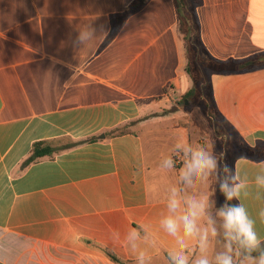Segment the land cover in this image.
I'll use <instances>...</instances> for the list:
<instances>
[{"label":"crops","instance_id":"0c3cea01","mask_svg":"<svg viewBox=\"0 0 264 264\" xmlns=\"http://www.w3.org/2000/svg\"><path fill=\"white\" fill-rule=\"evenodd\" d=\"M135 1L0 0V264H135L123 237L140 224L160 236L152 264H166L158 219L176 174L158 163L177 141L205 140L177 106L195 85L184 14L198 25L222 121L246 145L264 144V67L208 68L264 55V0H189L188 10L146 0L120 24ZM91 22L107 37L76 46ZM37 143L55 153L26 165ZM260 163L240 157L233 169L252 182ZM250 192L242 202L264 238V199Z\"/></svg>","mask_w":264,"mask_h":264},{"label":"clouds","instance_id":"9594fccd","mask_svg":"<svg viewBox=\"0 0 264 264\" xmlns=\"http://www.w3.org/2000/svg\"><path fill=\"white\" fill-rule=\"evenodd\" d=\"M77 31L73 43L78 47L108 35L103 25L94 27L92 22ZM221 159L210 144L177 141L159 161L162 172L176 174V183L161 198L164 210L158 219V229L171 238L162 249L166 264H264V238L242 202L253 185L255 199H264V163L250 182ZM213 182L224 198L219 206L208 191ZM258 218L264 224V208ZM114 237L119 239V234ZM123 239L135 264H152V252L161 248L158 231L145 224L130 228Z\"/></svg>","mask_w":264,"mask_h":264},{"label":"trees","instance_id":"16d2710c","mask_svg":"<svg viewBox=\"0 0 264 264\" xmlns=\"http://www.w3.org/2000/svg\"><path fill=\"white\" fill-rule=\"evenodd\" d=\"M146 0H137L135 1L124 14L119 16L120 24L123 23L134 11L139 9ZM179 8H183L188 10L191 7V1L189 0H178ZM191 5V6H190ZM181 26L183 32L186 34V38L188 41V67L187 72L192 77L195 82V85L192 89H190L185 95L184 100L188 99L191 104L198 105L202 104L205 108V113L212 119L215 123L220 119L222 121V116L219 113L218 109L214 105L213 96H212V87L209 85V82L206 81V67L205 66V59L202 56V53L198 46L197 39L194 37L198 33V25L195 22L192 15H183ZM192 37V38H191ZM264 67V55H258L248 61L245 62H237L235 60H230L226 62L220 61H213L208 65V68L212 70L216 74L222 73H237L243 72L248 70H254L258 68ZM210 71V72H212ZM224 123V122H223ZM128 131L127 128H123L120 130L121 134H125ZM216 131L221 136L225 133L221 132L218 126H216ZM232 133V132H231ZM233 135V134H232ZM227 136V135H226ZM234 136V135H233ZM236 137V136H235ZM231 140V146H233V152L231 158L234 161L237 158L245 157V158H253L257 160L264 159V144H259L255 147H250L246 145L243 141H239V139L228 137ZM54 148L51 146H46L44 143H37L34 145L33 153L31 157L26 161V165L30 164L31 162L35 161L38 158L53 155L55 153ZM233 161V163H234ZM232 163V164H233ZM233 168V165L232 167ZM115 261L119 264H126L120 259H117L115 256H111Z\"/></svg>","mask_w":264,"mask_h":264},{"label":"rangeland","instance_id":"374dc122","mask_svg":"<svg viewBox=\"0 0 264 264\" xmlns=\"http://www.w3.org/2000/svg\"><path fill=\"white\" fill-rule=\"evenodd\" d=\"M207 71V70H206ZM208 75V73H207ZM207 77V76H206ZM208 83V78H205ZM179 106L183 111L186 113H193V121L194 124H196V128L204 131L203 138L204 144H210L212 147L213 152L217 155V157H222L221 163H226L230 168L232 167V163L234 159L231 158L233 152V146H231V140L228 137V135L233 138H236L235 136L232 135L230 132L229 128L221 121L218 119L217 122H213L212 119L208 116V114L205 113V108L202 104L194 105L191 104V102L184 98L180 101V103L177 105ZM189 120L190 117L187 116ZM183 127L188 128L190 126L189 122L183 121ZM193 123V122H192ZM216 126L220 129L221 132L225 133L224 135H220L216 131ZM194 131V128H193ZM192 131L191 133V139L192 142H194L195 137H194V132ZM227 135V136H226ZM238 139V138H237ZM239 141H241L239 139ZM167 152L169 151V148H166ZM214 183V182H213ZM214 197L212 199L217 202L218 206L220 203L224 202L223 196L216 190V185L214 183Z\"/></svg>","mask_w":264,"mask_h":264},{"label":"built area","instance_id":"2783aa9c","mask_svg":"<svg viewBox=\"0 0 264 264\" xmlns=\"http://www.w3.org/2000/svg\"><path fill=\"white\" fill-rule=\"evenodd\" d=\"M181 160L179 158H177V164H181Z\"/></svg>","mask_w":264,"mask_h":264}]
</instances>
